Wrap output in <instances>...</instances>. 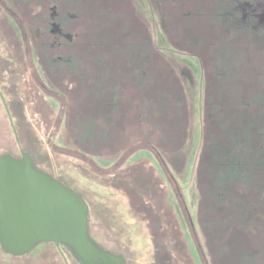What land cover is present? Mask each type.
<instances>
[{"label": "rangeland", "instance_id": "374dc122", "mask_svg": "<svg viewBox=\"0 0 264 264\" xmlns=\"http://www.w3.org/2000/svg\"><path fill=\"white\" fill-rule=\"evenodd\" d=\"M13 1L28 3L31 23L49 12L41 8L49 0ZM235 1L162 0L172 26L167 35L154 21L156 39L165 33V44L192 46L190 92L170 58L157 55L151 89L148 76L134 78L135 43L121 41L135 22L129 4L122 10L118 0H59L63 8L72 4L67 25L76 56L72 85L54 91L68 102L43 96L31 67L24 75L15 28L0 9V74L8 75L0 86L17 95L7 94L18 118L9 121L0 101V155L20 158L22 150L70 187L89 206V237L127 264H264V37L223 42L226 28L213 13ZM213 32L222 40L218 54L210 50ZM34 40L39 53L44 48ZM216 57L228 69L224 93ZM88 65L100 71L88 76ZM100 79L108 81L104 91L89 90ZM61 250L69 264H83ZM0 264L65 262L52 244L40 243L22 256L0 247Z\"/></svg>", "mask_w": 264, "mask_h": 264}, {"label": "flooded vegetation", "instance_id": "af4514ba", "mask_svg": "<svg viewBox=\"0 0 264 264\" xmlns=\"http://www.w3.org/2000/svg\"><path fill=\"white\" fill-rule=\"evenodd\" d=\"M49 1L50 3H48L47 6L46 3H43L45 7L44 5L41 7L42 12L44 8H46L47 11L49 12L48 14H45L47 15L46 18H44L41 21L39 20L40 21L39 24H36L37 21L36 23L29 22L30 21V17L28 14L29 8H28V3L26 2L19 4L17 2L13 3L14 2L13 0H0V9L6 13V15L2 14L4 15L3 17H5L6 20H11L10 23L12 22L11 25H13V27L15 28L16 42L19 43V49L21 50V57L18 55L16 56L11 55V58L12 59L15 57L21 58V60L24 63L23 65H25L26 67L24 73V75L26 76H28L29 69L31 67L33 78L35 82L37 81L36 83L38 84V86H40L43 92V96H48L47 98L51 96L49 99H53V100H56L57 97H59L60 99L62 98L64 101L66 100V102H68L71 99L70 96L64 97L62 96V94L59 95L54 91V89L57 87V85L65 86L64 85L65 83L69 85V88L72 85V73H73L72 58L76 56L75 51L74 53L72 52V44L74 42L75 37L74 35H72V31H70V29H72V26L67 25V21L71 22L73 17L71 11L72 4L71 5L69 4L68 7L65 6L63 8L60 6L59 0H49ZM225 3L226 4L223 10L219 11L218 14L217 11L213 13L214 18L219 23L220 22L223 23L226 28L224 29L225 34L223 36L224 39L223 42L225 43H228L230 41L241 42L247 38H251V39L255 38L254 41H257L259 40L260 37H264V17H262V15L264 14L263 2L236 0L234 4L231 3L232 5H229L228 2ZM126 4H129V7L131 6V9H133L134 12L133 16L135 18V22L133 28H131L132 34L131 33L126 34L124 36L125 38L123 37L124 39L122 40L121 37L118 38L123 42L122 46H124V42L127 40H131L133 41V43H135L134 46L136 49L134 50L133 53L134 56L132 60L133 64L135 65V72H136L134 78H136L141 83L143 81V77L148 76V82L145 84L147 88L151 89L156 79L155 61L158 55L160 58H170V60H172L173 63L176 62L177 67L174 71L179 72V76L181 77L182 81L185 83V86L189 91L192 89L194 90L195 89L194 87H196L195 67H194V63L192 64L190 63V65L188 64L190 57H192L194 54L188 51L189 48H192V46H188L189 48L188 47L184 48L182 46H178V47L170 46V44L168 43L165 44L166 34L168 35L170 27L172 26V12H166L167 16L165 18V15L162 14V8L164 7L162 0H118L117 6L120 7L122 10H124L123 6ZM157 9L159 10L157 11ZM157 16L159 17L157 18ZM154 21L155 22L159 21V30L161 32L163 30L166 33V34L163 33L165 36L164 35L159 36L161 37L159 40H157L158 39L156 33L157 29L153 28V25L155 24ZM152 29L154 30V32ZM144 33L148 35L147 38L148 40L142 37ZM33 38L35 39L34 41H36L37 44L35 45L38 48L39 47L42 49L44 48L43 49L44 51L40 50V52H42V53L39 52L40 55L39 53L36 52L35 49L33 50L34 48L33 45H32L33 48L30 47V41H32ZM211 39H212V43L210 44V50H214L216 54H218L219 53L218 51H220V45L222 43V40L220 39V36L216 33L212 35ZM99 41L103 42V39ZM144 46H147V49H149L148 52L143 51ZM231 48L233 49L235 47L233 46ZM103 49L104 48H101V50H99L96 53L101 54V51H103ZM192 51H195V49H192ZM175 56H180L181 59L178 60L175 58ZM195 57L197 58L196 54ZM215 59L217 60V63L221 68V74L218 73L217 79L219 80L218 82L221 84L220 88L223 90L224 93L225 90L222 87L223 85L222 79L228 75V69L224 66V64L221 63L222 58L216 57ZM35 61L36 63L37 62L39 63L38 68L36 66H32V64H34ZM194 61L196 63L197 59H195ZM97 67L98 68L93 67L92 65L91 66L88 65V67H83V68L86 71V74L90 76L94 74L96 70L98 72L100 71L99 69L100 66ZM169 74L172 75L173 71L171 70ZM5 76L7 77L8 75L7 74L4 75L3 73H1L0 80H3L4 79L3 77ZM101 80L102 79H100V81L96 80L94 81V83L91 84L90 83L88 84L87 82V84L90 87L89 90H92V88L95 86L97 87L98 90L101 89L100 90L101 92L104 91L102 86L103 84L108 83V81L107 79L102 81ZM99 86H101V88H98ZM7 94H10V96L14 97L15 92L12 89H10L8 92V90L6 91L3 89V86H0V101L5 108L7 119L9 121L18 120V118H16L15 115L11 112L10 109L11 99H9ZM15 96L17 97V95ZM22 118L23 117H21V119ZM208 118L212 119V116L208 115ZM88 234H89V230H88ZM90 238L93 240L92 237ZM52 245L59 251L65 264H69L68 259L61 250V247L64 246L69 250L72 249H70L69 247L63 244H60L59 246H56L54 244ZM100 247L104 249L101 245ZM117 255H121V254H117Z\"/></svg>", "mask_w": 264, "mask_h": 264}, {"label": "water", "instance_id": "95a60500", "mask_svg": "<svg viewBox=\"0 0 264 264\" xmlns=\"http://www.w3.org/2000/svg\"><path fill=\"white\" fill-rule=\"evenodd\" d=\"M88 213V204L70 187L37 169L30 154L21 150L20 158L0 155L4 253L22 256L40 243H52L72 249L83 264H126L122 255L102 249L89 237Z\"/></svg>", "mask_w": 264, "mask_h": 264}]
</instances>
